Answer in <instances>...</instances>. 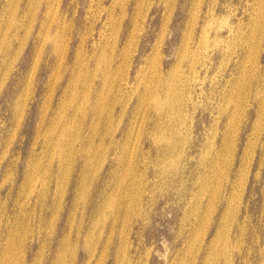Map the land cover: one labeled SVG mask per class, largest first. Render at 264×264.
<instances>
[{
  "label": "rangeland",
  "instance_id": "1",
  "mask_svg": "<svg viewBox=\"0 0 264 264\" xmlns=\"http://www.w3.org/2000/svg\"><path fill=\"white\" fill-rule=\"evenodd\" d=\"M0 264H264V0H0Z\"/></svg>",
  "mask_w": 264,
  "mask_h": 264
},
{
  "label": "bare ground",
  "instance_id": "2",
  "mask_svg": "<svg viewBox=\"0 0 264 264\" xmlns=\"http://www.w3.org/2000/svg\"><path fill=\"white\" fill-rule=\"evenodd\" d=\"M185 42V41H184ZM186 44H187V42H186ZM165 81V95H168V94H170V95H168V96H171L172 94V92L173 91H175V86H176V82L175 81H172L171 79H166V80H164ZM178 82V81H177ZM179 87V86H178ZM176 94V93H175ZM162 94L160 93V92H156L155 93V95L153 96V98H155V96L157 97V98H161L160 96H161ZM166 97V96H165ZM169 100V99H168ZM171 101V100H170ZM175 101V100H174ZM172 103H170V108H171V111H172V109H173V105H171ZM153 108L156 110V112H159V113H162V111H165L166 113H165V115L167 116L166 117V119H165V121L167 120V121H169V123H170V121L172 120V119H170V117L168 118V113H169V110H167V108L163 105V102H161L159 99H157L155 102H154V104H153ZM169 109V108H168ZM171 113V112H170ZM163 114V113H162ZM163 118V117H162ZM159 121H160V119H158ZM162 121H163V119H162ZM167 121H166V123H167ZM161 124H162V122H161ZM156 125V124H155ZM159 126V125H158ZM166 126V125H165ZM174 127V126H173ZM200 199V198H199Z\"/></svg>",
  "mask_w": 264,
  "mask_h": 264
}]
</instances>
